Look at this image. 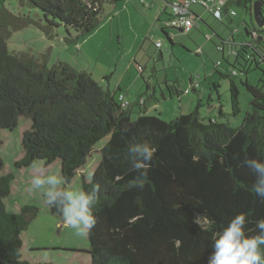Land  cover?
Returning <instances> with one entry per match:
<instances>
[{
  "label": "trees",
  "instance_id": "1",
  "mask_svg": "<svg viewBox=\"0 0 264 264\" xmlns=\"http://www.w3.org/2000/svg\"><path fill=\"white\" fill-rule=\"evenodd\" d=\"M123 1L0 0V151L3 137L18 130L21 149L13 159L18 172L42 161L34 168L38 175L60 166L67 183L82 173V189L95 191L97 224L88 235L90 246L66 249L71 256L64 264H208L214 233L236 214H246L249 234L258 232L256 221L264 218V202L250 191L254 177L243 166L246 157L264 158V86L242 81L252 98L240 120L241 91L233 76L218 71L229 80L231 112L218 108V116L203 117L199 103L167 120L149 110L148 93L131 101L121 89L116 93L68 62L50 66L47 54L10 48L14 34L29 26L50 40L61 29L64 42L77 43L99 28L106 4ZM237 3L252 13L254 0ZM228 5L229 0L225 12L234 17ZM168 28L161 30L175 45ZM247 30L258 37L237 53L251 56L258 68L264 63V28ZM167 86L171 97L184 93ZM199 88L193 81L185 93ZM120 94L130 101L128 107ZM137 142L156 149L142 189L133 186L139 173L129 158V147ZM95 155L89 178L84 171ZM16 181L0 154V264H55L26 255L23 234L39 207L18 204L15 212L8 211Z\"/></svg>",
  "mask_w": 264,
  "mask_h": 264
},
{
  "label": "rangeland",
  "instance_id": "2",
  "mask_svg": "<svg viewBox=\"0 0 264 264\" xmlns=\"http://www.w3.org/2000/svg\"><path fill=\"white\" fill-rule=\"evenodd\" d=\"M256 1L254 0L253 6ZM127 3L131 8L130 14L116 13L115 4H106L105 18L99 28L82 37L77 43L64 42L62 38L64 32L61 29L58 31L59 37L50 40L40 29L29 26L14 34L10 40V48L15 52L47 54L50 66L58 61L68 62L79 70L92 73L101 84L109 86L116 93L119 92L118 86H121V90L131 101H135L141 94L147 97L146 93H151V89L147 90V85L150 84L157 90L158 107L163 112L162 117L167 120L174 119L181 113L193 111L199 103L203 117L218 116L217 107L210 106L218 103V93L212 85L214 80L218 83L217 89L221 97L220 101L225 106V112H231L229 80L222 77L216 70L231 72L232 67L235 66L239 71L238 77L234 79L241 91V120L249 109L252 98L242 83L246 79V74L240 71L244 67L243 59L236 61L233 58L236 64L231 67L227 57L219 56L220 53L213 47L214 41H221L218 37H214V41L210 40L215 35L211 27L203 22L199 28L189 33L168 28L169 34H176L175 45H172L156 22L155 15L158 7L155 3L149 8L141 0H124L115 6L119 8ZM193 8L200 12L205 11L203 7L193 6ZM232 8L236 11L234 23L225 20L224 23L218 21L217 24L228 28L239 42L251 41L246 34V29L258 26L254 8L252 13H249L243 4L237 3V0L233 2ZM262 10L264 13V3ZM203 14L206 17H212L211 19L216 23L217 20L210 12L205 11ZM157 40L162 42L163 49L156 48ZM205 43L207 45L203 49ZM198 47L202 49V51L199 50L200 53L196 51ZM216 56L221 59L220 65ZM246 58L250 68L249 80L257 83L259 77H264V63L256 68V63L251 61V56L246 55ZM191 77L200 83L199 91L183 93L181 97L170 96L167 85H176L185 89L190 87ZM151 105L152 101L149 102L148 98V106ZM3 138L6 139L0 154L3 161L15 171L17 180L15 185L18 190L8 200V211L15 212L18 204L39 207L36 219L23 234L27 247L26 255L40 262L48 260L55 264H64L71 256V253L65 250L89 247L88 236L75 235L74 230L64 225L59 211H54L52 206L46 204L39 192L29 191L33 176L38 175L34 172V168H40L43 162L37 161L24 173L18 172L14 167L13 159L21 149L18 130ZM97 158L98 156L95 155L84 171L89 178L91 166ZM45 174L60 176L65 182L63 186L69 190L82 189V173H79L72 183L64 180L60 166L52 167L41 175ZM36 248H46V250H32ZM48 248H60V251H52Z\"/></svg>",
  "mask_w": 264,
  "mask_h": 264
},
{
  "label": "clouds",
  "instance_id": "3",
  "mask_svg": "<svg viewBox=\"0 0 264 264\" xmlns=\"http://www.w3.org/2000/svg\"><path fill=\"white\" fill-rule=\"evenodd\" d=\"M156 149L147 142H137L129 147L132 169L139 173L134 187L143 188L148 176V166ZM245 166L254 177L250 191L264 202V158H245ZM63 179L55 174L35 175L30 192H39L46 204L56 208L66 227L75 235L86 237L97 224L94 207L97 203L95 191L65 188ZM199 224V221L197 220ZM245 213L236 214L225 227L214 233L212 253L208 264H264V218L256 221V234H249ZM200 226V224H199Z\"/></svg>",
  "mask_w": 264,
  "mask_h": 264
},
{
  "label": "crops",
  "instance_id": "4",
  "mask_svg": "<svg viewBox=\"0 0 264 264\" xmlns=\"http://www.w3.org/2000/svg\"><path fill=\"white\" fill-rule=\"evenodd\" d=\"M157 1H158V3H157ZM157 1H155V0H146V2L147 3H150L151 2V6H149V8L150 7H152L153 6V4L155 3V6H157L158 7V10L156 11V15H155V18H156V22H157V24L159 25V28L160 29H162V27H165V25H166V23L168 22V20H169V17H170V13H171V3L174 1V0H157ZM233 0H229V5H228V8H230V9H233L232 8V2ZM145 5V4H144ZM145 6H147V5H145ZM194 6H197V7H201L202 8V6H199V5H194ZM262 6H263V4H262ZM118 6H115L114 5V8H115V10H116V13H122V12H128V14H130L131 13V8H130V6H129V4L127 3V4H125V5H122L121 7H119V8H117ZM193 8V7H192ZM204 8V7H203ZM193 10H194V12L197 14V15H199V17H201L202 19H200L199 17H198V24H197V26H195L192 30H190L189 32H191V31H193L195 28H199L200 27V24H201V22H203V24H206V25H209L210 27H211V29L213 30V33H214V35L215 36H212L211 38H210V40L211 41H214V37H218V39H220V41L221 42H218V40H216V41H214V47H213V49L214 50H216L218 53H220V55L219 56H222L223 58L224 57H227V59L229 60V63H230V65H231V67L233 66V64H236L234 61H233V58H235L234 60H236V61H240L241 59H243V64H244V68H246V69H248L249 68V63H248V60L247 59H245V57H246V54H243V55H241V53L240 54H238L237 53V50H239V48H240V45L241 44H243V43H245L246 44V41H241V42H239L238 40H236V38H235V35H234V33H232V32H230V30L228 29V28H226V27H223V26H220V24H217V22L219 21L220 23L221 22H225V20H230L231 22H233L234 23V17H230L228 14H227V12H225L226 14H225V16H224V19H223V21H220L219 19H217L215 16H214V18H215V20H217L216 21V23L214 22V20L213 19H211V18H209V17H206L203 13L206 11V9H205V11L204 12H200L199 10H197V9H195V8H193ZM130 16V15H129ZM217 24V25H216ZM258 25V24H257ZM257 27H259V28H264V25H262V26H260V25H258ZM181 32H183L182 30H180ZM230 32V33H229ZM169 33V32H168ZM246 34L251 38V40H253L255 37H258V34H257V32H254L253 34H251V35H249L248 34V30L246 29ZM171 35V34H170ZM171 36H175L174 37V40H175V38H176V34H172ZM224 39H225V41H224ZM160 40H157L156 42H159ZM155 42V43H156ZM206 45H207V43H205V45H203V49L204 48H206ZM223 45V46H222ZM156 48L157 49H163V44H162V47H157L156 46ZM223 49V50H222ZM202 51V49H201V47H198L197 48V52H199L200 53V51ZM236 50V51H235ZM208 54H209V52H208ZM160 56H162V52L160 51ZM219 56H216L217 58L216 59H218L217 61L219 62V60H221L220 58H218ZM245 59V60H244ZM250 69V68H249ZM217 72L219 71L220 72V70H216ZM218 72V73H219ZM220 73H223V74H229L230 76H233V78H235V77H238V75H239V71L235 68V67H232V69H231V72H230V70L229 71H226V72H220ZM243 73V72H242ZM264 73V72H263ZM245 74V73H244ZM246 79H248V81H249V83H251V84H253V85H262V86H264V77H259V82H257V83H253V82H251L249 79V73L248 74H246ZM193 81H195V79L193 78V77H191L190 78V87H191V85H192V83H193ZM213 87L215 88V91L218 93L217 95V98H218V103L217 104H211L210 106L211 107H217V109L218 108H222V110L225 112V106L221 103V101H220V94H219V92H218V83L214 80V82H213ZM190 87H188V88H190ZM188 88H185V89H183V88H181L182 89V91L184 92V94H185V90L186 89H188ZM120 89H121V86H118V90L120 91ZM149 89H151V93L149 94V95H152L151 96V98L149 99V102L150 101H152V105L151 106H149V110L150 111H160L159 110V107H158V101H156L155 99H158V96H157V90H156V88L155 87H151L150 86V84L149 85H147V90H149ZM200 89V88H199ZM199 89H197V90H192V91H199ZM122 91V90H121ZM124 92V91H123ZM211 100H212V98H210ZM159 100V99H158ZM148 104V103H147ZM156 113H158V112H156ZM159 113H163L162 111H160ZM210 117H214V116H210Z\"/></svg>",
  "mask_w": 264,
  "mask_h": 264
},
{
  "label": "built area",
  "instance_id": "5",
  "mask_svg": "<svg viewBox=\"0 0 264 264\" xmlns=\"http://www.w3.org/2000/svg\"><path fill=\"white\" fill-rule=\"evenodd\" d=\"M227 3L228 0H174L170 5L172 17L166 25L184 32H189L198 24L199 15L194 12L192 8L194 5L204 7L206 11L221 20L224 17ZM229 14L236 15V12L230 10ZM156 46L162 47V42H156ZM196 86H198V83ZM186 92H189V90H186ZM119 100L123 107L130 105V101L124 94L119 95Z\"/></svg>",
  "mask_w": 264,
  "mask_h": 264
},
{
  "label": "water",
  "instance_id": "6",
  "mask_svg": "<svg viewBox=\"0 0 264 264\" xmlns=\"http://www.w3.org/2000/svg\"><path fill=\"white\" fill-rule=\"evenodd\" d=\"M262 0H257L253 6L254 12L257 18V24L262 26L264 25V15L262 11Z\"/></svg>",
  "mask_w": 264,
  "mask_h": 264
}]
</instances>
